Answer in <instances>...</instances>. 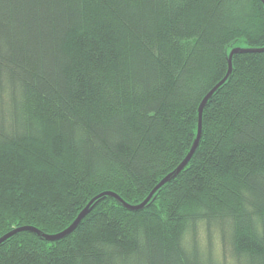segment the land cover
Here are the masks:
<instances>
[{"label": "trees", "instance_id": "16d2710c", "mask_svg": "<svg viewBox=\"0 0 264 264\" xmlns=\"http://www.w3.org/2000/svg\"><path fill=\"white\" fill-rule=\"evenodd\" d=\"M235 46H264L262 0H0V237L59 232L105 190L142 202ZM214 233L231 264H264V51L234 54L143 209L103 196L0 264H229Z\"/></svg>", "mask_w": 264, "mask_h": 264}, {"label": "water", "instance_id": "95a60500", "mask_svg": "<svg viewBox=\"0 0 264 264\" xmlns=\"http://www.w3.org/2000/svg\"><path fill=\"white\" fill-rule=\"evenodd\" d=\"M264 3V0H262ZM255 51H264V46L263 47H242V46H235L231 49L230 54H229V68L226 73V75L221 79L202 99L199 110H198V133L197 136L193 142V145L189 152L187 153L186 157L182 160V162L170 173H168L166 176H164L158 183L157 185L152 189V191L148 194V196L140 203H130L126 201L120 194H118L115 191L112 190H105L99 194H97L95 197H93L89 203L82 209V211L78 214L76 219L65 229L56 232V233H45L42 230H40L38 227L33 226V225H22L19 227H16L4 235L0 237V245L10 238L11 236L15 235L16 233L24 230H29L32 232H35L39 235H41L44 239L47 240H57L61 239L63 237H66L67 235L71 234L81 223L82 219L94 208L98 200L103 197V196H111L116 198L122 205H124L126 208L130 210H140L143 209L155 196V193L167 182L172 181L173 178L178 176L183 169L188 165L190 162L191 158L193 157L199 143L200 139L202 137V132H203V115H204V109L206 105L208 104L209 100L212 98V96L215 94V92L220 88L222 84L226 82V80L229 78V76L233 72V56L236 53H241V52H255Z\"/></svg>", "mask_w": 264, "mask_h": 264}, {"label": "rangeland", "instance_id": "374dc122", "mask_svg": "<svg viewBox=\"0 0 264 264\" xmlns=\"http://www.w3.org/2000/svg\"><path fill=\"white\" fill-rule=\"evenodd\" d=\"M214 236L215 237H214V240L213 241H214V246H215V252H216V254L221 255L220 258L224 257V258L228 259L229 264H231V260L232 259H231L230 252H227L226 255H224V253L222 251V247H221L220 241H219V239L218 240L216 239V234L215 233H214ZM200 238L202 239V242L205 241L206 236H205V232L204 231H201L200 232Z\"/></svg>", "mask_w": 264, "mask_h": 264}]
</instances>
